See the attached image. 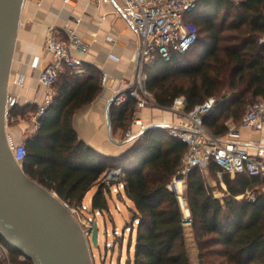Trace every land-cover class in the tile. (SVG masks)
<instances>
[{"label": "trees", "instance_id": "trees-1", "mask_svg": "<svg viewBox=\"0 0 264 264\" xmlns=\"http://www.w3.org/2000/svg\"><path fill=\"white\" fill-rule=\"evenodd\" d=\"M190 19L197 24L198 41L186 52L174 53L169 61L147 66V86L164 106L184 96L192 109L216 97L204 122L214 132L225 133L231 116L242 112L251 100L264 97V42L260 43L264 0H200ZM68 69L71 80L58 88L39 118V127L23 140L22 166L31 178L81 210L87 192L97 184L90 204L96 215L110 209L108 193L112 192L102 179L104 172L123 166V184L133 213L130 225L135 227L134 250L131 253L134 237L130 235L124 264H264V190L259 187L264 180L247 173L234 177L226 173L228 194L221 199L206 180L208 172L198 168L189 172L186 196L201 248L198 262H193L183 211L168 187L187 145L173 138L166 127L152 126L119 155L99 152L79 138L73 116L98 94L100 78L91 72L81 79ZM135 105L134 97L120 106L113 103L112 126L126 129L133 121ZM36 109L15 103L11 114L18 117ZM217 169L211 163L208 170L216 173ZM252 190L253 198L247 196ZM240 194L245 196L238 198ZM117 196L123 199L122 192ZM2 239L12 264H33ZM119 240L122 245L123 236Z\"/></svg>", "mask_w": 264, "mask_h": 264}, {"label": "built area", "instance_id": "built-area-1", "mask_svg": "<svg viewBox=\"0 0 264 264\" xmlns=\"http://www.w3.org/2000/svg\"><path fill=\"white\" fill-rule=\"evenodd\" d=\"M199 1L119 0L121 9L139 36V52L136 75L133 80L125 82L116 91L114 104L120 106L127 102L129 97L136 99L133 123L139 126V130L146 127L144 119L138 115L146 107L168 108L177 114L176 122L163 124V127L168 129L173 138L187 145L180 166L168 184L180 202L185 227L192 224V213L186 196V184L191 170L198 168L202 172H207L211 163H215L220 179L226 173L232 176L247 173L264 180V140L244 143L241 133L242 127L264 132V97H257L251 102L245 112L238 115V119L231 116L227 121L228 130L218 134L204 122V114L212 109L216 97H210L192 109H188L184 96L175 98L172 105L164 106L157 102L154 92L147 86V66L159 60L169 61L174 53H184L198 41V27L190 16ZM263 42L264 35L260 38V43ZM46 49L51 59L40 71V81L46 88V94L44 101L33 114L36 129L39 127V118L54 101L55 87L60 74L67 68L77 69L84 65L83 55L88 52V44L72 27L68 30L67 38H62L54 27H50ZM108 78V72L103 71L101 83L105 85ZM15 103L16 95L8 92L7 127L16 119V116L11 114V108ZM132 134L134 131L130 128L127 136ZM11 148L16 160L22 164L26 156L25 142L23 140L11 142ZM124 174L123 166H113L104 172L102 179L111 187L113 184L123 183ZM62 201L74 215H79V219L83 220L79 207ZM91 232L92 230L89 232L90 236ZM2 236L0 232V260L11 264L10 251Z\"/></svg>", "mask_w": 264, "mask_h": 264}, {"label": "crops", "instance_id": "crops-1", "mask_svg": "<svg viewBox=\"0 0 264 264\" xmlns=\"http://www.w3.org/2000/svg\"><path fill=\"white\" fill-rule=\"evenodd\" d=\"M50 27H54L62 38H67L68 30L72 27L88 44V52L83 55L84 65L70 70L71 73L86 79L91 72H94L100 78L101 89L98 94L91 101L77 108L74 113L73 124L79 138L101 153L121 154L134 143L136 138L120 143L119 141L127 137L121 126H112V136L115 141L110 138L107 106L116 91L125 82L133 80L136 75V60L139 52L137 32L122 12L119 0H70L69 2L25 0L9 80V92L16 95L19 105L32 108L38 107L44 101L46 88L40 81V71L41 67L51 59L46 49ZM103 71L109 74L105 85L101 83ZM68 73L67 68L60 74L55 87L56 95L58 88L62 84L67 86L68 80H71ZM138 115L144 119L146 126L156 123L172 124L178 120L176 113L159 107H146ZM236 118L238 119V115ZM128 127L135 133L140 131L139 126L133 121ZM7 130L16 142L24 140L35 132V129H29L26 121L14 126L9 125ZM241 133L244 143L264 140V132L242 127ZM220 180L222 196L216 195L214 191L213 193L223 199L228 194V186L224 176ZM244 196L240 194L238 198ZM0 264L6 262L0 260Z\"/></svg>", "mask_w": 264, "mask_h": 264}, {"label": "water", "instance_id": "water-1", "mask_svg": "<svg viewBox=\"0 0 264 264\" xmlns=\"http://www.w3.org/2000/svg\"><path fill=\"white\" fill-rule=\"evenodd\" d=\"M24 1L0 0V232L33 264H93L90 243L79 220L56 192L25 172L11 148L15 141L7 130L6 98ZM114 99L107 106L108 132L113 141L110 107ZM152 126L164 125H148L119 142L131 141ZM90 240L99 246L97 221Z\"/></svg>", "mask_w": 264, "mask_h": 264}, {"label": "rangeland", "instance_id": "rangeland-1", "mask_svg": "<svg viewBox=\"0 0 264 264\" xmlns=\"http://www.w3.org/2000/svg\"><path fill=\"white\" fill-rule=\"evenodd\" d=\"M254 100H251L242 112L234 114L233 116L240 115L243 112H245L248 105ZM163 110L170 111L168 108ZM33 114L34 111L27 110L23 114V116L16 117L15 121L10 122L9 125L14 126V125H18L21 121H26V123H28L29 125V129L36 130ZM129 129H130L129 127L124 129L126 136ZM128 137L129 136H127L126 138ZM126 138H123L122 140ZM205 177L209 186L216 193V195L222 196L223 190L221 187L220 176L217 174V171L215 173L212 170L211 171L208 170V173L205 175ZM97 186H98L97 184L93 185L84 198V208L83 210L80 211L82 216L81 218L83 220L79 219L78 217L79 215L75 214V216L79 220L82 229L84 230V233L87 236L88 241L90 243V250L93 259V264H118L119 257L121 256H122L121 264H124V261L127 258V254H128V244H129L130 235L134 237L132 241L131 253H133L134 250L133 248H134V239H135V227L133 229L131 228L130 225V222L133 217V213L129 206L131 205V201L125 193V188L123 183L113 184L110 187L112 192L111 195L108 193L110 209L104 213L101 211H97L96 215H94V213L91 211L90 208V204H91L90 197L97 189ZM259 187L262 190H264V184H262ZM120 192L123 193V199H120L117 196ZM254 195H255L254 190L247 193V196L251 198H253ZM95 217L97 220L95 219ZM95 221L98 222V227H99V246L92 245L90 240L91 236L89 234V232L93 229L92 227L94 226ZM122 236L124 240L121 245V241L119 240V238ZM186 241L192 261H198L199 260L198 255L200 253L201 248L199 246L198 235L195 229L193 228L192 224L186 226ZM6 264H8V262H6ZM11 264H12V257H11Z\"/></svg>", "mask_w": 264, "mask_h": 264}]
</instances>
